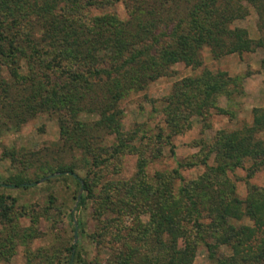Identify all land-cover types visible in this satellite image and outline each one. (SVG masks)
Returning a JSON list of instances; mask_svg holds the SVG:
<instances>
[{
    "label": "rangeland",
    "instance_id": "rangeland-1",
    "mask_svg": "<svg viewBox=\"0 0 264 264\" xmlns=\"http://www.w3.org/2000/svg\"><path fill=\"white\" fill-rule=\"evenodd\" d=\"M20 12L22 28L42 35L43 22L36 20L40 16L32 9ZM102 14L130 19L121 2L91 10L92 17ZM231 27L245 29L252 40L260 36L257 15L251 8ZM43 44L48 41H42V54ZM21 47L13 56L11 45L0 43V197L7 213L4 219L0 216V264H69L75 243L80 257L74 264H124L129 255V264L159 260L163 254L158 236L143 240L147 211L157 212L164 186L173 187L177 195L187 182L208 181L206 174L219 162L213 150L215 141L252 124V110L264 107V49L238 54L230 47L225 56L216 59L205 48L201 67L173 65L166 75L119 101L120 136L116 137L111 129L93 125L96 115L74 119L57 104L52 106L49 72L42 61L31 56L34 50L28 42L22 41ZM30 58L41 65L37 67ZM204 71L213 76L224 73L237 82L235 86L230 83V89H235L232 95L217 96L213 106H204L206 112L196 114L189 103L199 99L201 83L187 80L199 78ZM197 85L200 87L195 89ZM171 113L179 123L172 130L165 122ZM78 120L88 124L90 134L88 127L81 130ZM259 137L264 139V134ZM167 143L173 145V154ZM253 163L245 159L241 167L220 176L223 184L211 183L210 189L221 196L233 193L240 200L264 192V163L257 169ZM138 165H144L141 171ZM69 168L84 179L91 194L78 189L70 178L59 176V169ZM177 169L180 176H172ZM12 177L37 180L38 184L25 190L2 185ZM79 193L86 195L83 208L77 206ZM202 207L200 210L213 211L212 219H199L203 236L212 244L220 235L219 228L213 234L217 211L208 198ZM77 222L81 226L74 232ZM232 223L253 225L248 219ZM183 227L178 248L189 242L193 245L191 264H211L193 226L184 223ZM219 249L225 256L230 254L227 247Z\"/></svg>",
    "mask_w": 264,
    "mask_h": 264
},
{
    "label": "trees",
    "instance_id": "trees-1",
    "mask_svg": "<svg viewBox=\"0 0 264 264\" xmlns=\"http://www.w3.org/2000/svg\"><path fill=\"white\" fill-rule=\"evenodd\" d=\"M120 2L128 9L130 19L123 21L111 14L91 16L92 9L104 10ZM23 8L32 9L34 15L40 16L36 20L43 22L42 35L22 28ZM249 8L257 15L260 34L257 40L250 39L245 29L231 27L248 15ZM22 41L30 44L34 50L31 56L43 62L49 72L48 79L55 82H49L52 106L57 104L61 112L68 111L74 119L82 114L96 115L98 120L93 125L111 129L119 137V101L129 92L141 91L166 75L173 65L201 67V52L205 48L216 59L225 56L230 47L238 54L264 49V0H0V43H9L16 56L15 52L22 50ZM42 41H48L43 44L47 58L42 56ZM30 61L37 67L41 65L32 58ZM187 81L201 83L199 99L189 103L196 114L206 112L204 106H213L217 96L232 95L235 89H230V83L235 86L237 82L224 73L213 76L208 71ZM252 114L250 126L223 134L221 140L215 141L213 150L219 162L214 174L213 171L206 174L208 181L200 178L187 182L177 195L173 187L164 186L157 212L147 211L149 222L143 239L148 242L153 234L158 236L163 257L157 261L149 258L145 264L192 263L193 245L186 242L183 248H178L184 223L195 229L211 264H264V192L251 193L247 199L240 200L233 193L221 196L210 189L211 183L223 184L220 176L241 167L245 159L254 162V169L264 163V139L259 137L264 134V107L253 109ZM165 122L171 130L179 125L174 113ZM77 123L82 131L88 127L90 134L87 123L79 120ZM167 145L173 154V145ZM138 167L141 171L144 165ZM171 175L179 177L178 169ZM59 176L70 178L78 189L92 193L73 169H59ZM37 184V180L18 177L2 183L8 188L24 190ZM207 198L217 211L213 217V234L216 228L220 229L218 239L212 244L203 236L205 230L199 221L203 216L212 219V210H200ZM182 201L185 206L181 205ZM4 204V198L0 197L2 219L7 217ZM77 206H86V195L81 196ZM242 219L250 220L252 227L232 223ZM80 226L74 223L73 231ZM220 247L229 248L230 254L225 256ZM79 257L75 243L70 248L68 263L74 264ZM130 258V255L125 258L124 264H129Z\"/></svg>",
    "mask_w": 264,
    "mask_h": 264
},
{
    "label": "water",
    "instance_id": "water-1",
    "mask_svg": "<svg viewBox=\"0 0 264 264\" xmlns=\"http://www.w3.org/2000/svg\"><path fill=\"white\" fill-rule=\"evenodd\" d=\"M80 198H81V193H79L77 196V202L80 200Z\"/></svg>",
    "mask_w": 264,
    "mask_h": 264
}]
</instances>
